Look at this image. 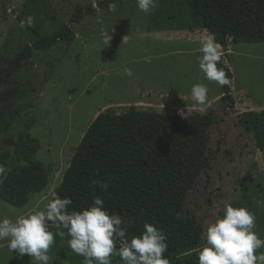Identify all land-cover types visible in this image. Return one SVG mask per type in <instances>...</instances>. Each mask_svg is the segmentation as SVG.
Returning a JSON list of instances; mask_svg holds the SVG:
<instances>
[{"label": "rangeland", "instance_id": "rangeland-1", "mask_svg": "<svg viewBox=\"0 0 264 264\" xmlns=\"http://www.w3.org/2000/svg\"><path fill=\"white\" fill-rule=\"evenodd\" d=\"M100 1L0 0V60L6 64L36 40L19 26L20 17H34L42 35H51L78 7ZM115 4V13L98 7L75 24L70 41L36 51L17 75L22 94L14 118L0 119V157L13 152L34 121L29 132L48 185L24 206L0 200V219L15 222L46 210L56 195L73 200L70 211H82L100 196L127 222L129 240L142 234L145 223L162 228L169 259L207 245L208 227L231 204L255 214V231L264 239V151L237 124L245 112L264 111V42L229 39L225 62L234 74L235 106L225 109L217 105L218 83L199 68L208 33L193 23L187 0H156L147 14L137 0ZM196 28L193 39L182 37ZM198 83L209 90L202 105L191 95ZM185 189L189 193H178ZM49 229L58 231L51 222ZM69 239L56 236L49 264H76L66 256ZM9 240H0V264H38L11 252Z\"/></svg>", "mask_w": 264, "mask_h": 264}, {"label": "clouds", "instance_id": "clouds-1", "mask_svg": "<svg viewBox=\"0 0 264 264\" xmlns=\"http://www.w3.org/2000/svg\"><path fill=\"white\" fill-rule=\"evenodd\" d=\"M140 11L149 13L157 6L156 0H137ZM109 11L115 13L117 6L110 3ZM31 27L34 17L27 16L20 27ZM112 37L105 40L109 44ZM125 36L123 43H127ZM198 57L199 68L209 81L220 86H232L223 67L221 46L214 34L201 41ZM124 74L131 77V69L125 68ZM208 87L203 83L195 84L191 95L199 104L208 98ZM4 166L0 165V183L6 178ZM107 190V183L101 185ZM73 200L56 195L46 206V210L35 211L19 217L15 222L8 218L0 219V240L10 238L8 248L23 257L28 255L38 264H49V249L54 245L56 236L64 239L69 236L71 250L84 257L85 264H112V257L118 255L122 264H170L164 255L168 250V235L162 229L150 223L144 224V231L130 240L124 225L127 223L119 214L110 213L104 207V200L96 196L90 207L82 210H69ZM58 229L53 232L49 223ZM256 216L244 207L225 206L222 218L211 224L206 232L207 246L198 254V264H264V239L255 231ZM66 229L67 233L63 230ZM119 243V247L117 244Z\"/></svg>", "mask_w": 264, "mask_h": 264}, {"label": "trees", "instance_id": "trees-1", "mask_svg": "<svg viewBox=\"0 0 264 264\" xmlns=\"http://www.w3.org/2000/svg\"><path fill=\"white\" fill-rule=\"evenodd\" d=\"M123 0H101L98 7L108 8L110 3ZM190 6V17L196 27L206 29L208 35L214 34L216 42L222 48V61L218 68L223 67L232 86H219L223 94L221 105L225 109L235 106L233 97L232 69L226 64L225 57L229 54V39L233 42H264V0H187ZM93 5L78 7L70 19V22L51 35H42L33 24L27 28L36 35V40L26 45L17 54L10 58L6 64L0 60V119L7 116L14 118L17 112L16 104L22 94V89L17 75L22 71L26 62L30 60L36 51L47 50L54 47L60 41H70L73 38V28L88 16L97 12ZM26 17H20L24 20ZM193 27V26H191ZM102 116L98 119H100ZM101 122V121H100ZM119 126L123 120H118ZM34 121L27 125V131L20 136V141L14 143L12 153H6L0 157V162L9 169L3 183H0V200L9 202L15 206L27 205L31 195L42 192L48 185V173L44 163L35 159L38 147L29 130ZM237 124L254 138L258 149L264 151V111L245 112L237 119ZM101 159V158H100ZM190 189L178 191L189 193ZM181 198L178 201L181 202ZM173 208L175 202L172 203ZM185 206V205H184ZM181 209L178 208L179 212ZM198 247L179 252L169 258L170 264H198V254L206 247ZM119 247V243L117 244ZM259 251L264 252V248ZM66 256L76 264L78 256L70 247ZM112 264H122L118 255L112 257Z\"/></svg>", "mask_w": 264, "mask_h": 264}, {"label": "crops", "instance_id": "crops-1", "mask_svg": "<svg viewBox=\"0 0 264 264\" xmlns=\"http://www.w3.org/2000/svg\"><path fill=\"white\" fill-rule=\"evenodd\" d=\"M197 29L198 28H196V30H191V31H189V32H181V33H183L182 34V37L183 38H187V39H193L194 38V36L197 34L196 32H198L197 31ZM173 31V30H172ZM192 34H195L194 36H192ZM221 46V45H220ZM223 97V94L220 92V98H222Z\"/></svg>", "mask_w": 264, "mask_h": 264}]
</instances>
